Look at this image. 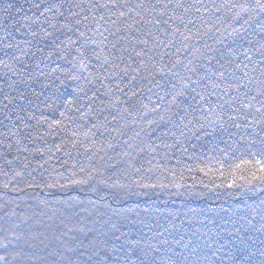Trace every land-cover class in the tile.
I'll list each match as a JSON object with an SVG mask.
<instances>
[{
	"label": "snow or ice",
	"instance_id": "1",
	"mask_svg": "<svg viewBox=\"0 0 264 264\" xmlns=\"http://www.w3.org/2000/svg\"><path fill=\"white\" fill-rule=\"evenodd\" d=\"M31 9H35L39 15L25 16L24 22L21 23L14 21L13 12L19 13L23 11L22 8L16 7L11 0H4L3 5H0V17L3 18V24L0 26V31L3 32V38H0V53H2L0 69H3L0 74V107L4 111L5 119L10 120L11 113L18 107L21 112L26 111L20 107L19 102L27 101L30 104L31 101L23 87L34 82L38 77H45L51 83L61 81L63 84L71 81L75 85L72 92L68 93L71 98L65 100V111L60 113V119L49 120L43 115L35 118L32 113H28L29 119H36V124L30 126L24 122L22 116H16V120L23 124L24 129H33L24 137L33 143L43 140L46 135L63 131L66 121L73 123L76 119L69 115L72 112L80 113L81 120L95 115L96 122L83 134L85 138L95 134L92 129L108 130L109 124L120 121L124 123H120L118 128L114 127L111 131L123 136L129 117L132 118V123H136L137 115L143 117L148 112H157L160 108L159 104L150 108L144 103L138 97V92H142L143 89L134 86V82L138 83L141 69H146L149 61H152V69L160 73L165 71L167 66L163 65L162 61L164 56L170 53H158L157 49L161 47L170 49L179 40L185 51L191 48L190 54L194 59L202 58L210 63L216 58L215 53H219L221 57L226 54L234 55L235 49L230 47L229 41L234 44L237 39L243 38L242 33H247L251 29L252 34L259 36L260 39L255 41L247 39L246 42L250 47L243 52L247 63L236 64L235 69L229 74L233 82L226 83L225 86L218 82L226 81L225 71H219L212 76L208 73L203 76L197 75L198 69L192 59L183 65L187 75L180 76L179 72L173 71L180 64L177 59L167 71L173 77H179L180 86L172 84L171 89L166 91L164 96H157V100L164 101L165 96L170 95L171 100L168 101V107L165 109L170 114L169 119L179 117L180 123L174 126L182 129L181 136L185 135L184 130L192 132L195 136L197 132L205 129L215 131L217 125L224 126L223 115L218 111L223 109L224 105H210L207 109H203V106L200 109L192 108L193 112L201 111L202 115L199 118L188 119L190 113L184 110V115H180V110L191 93H195L191 96L192 100H196L199 96L200 101H204L205 92L208 96H215L218 89L225 95L230 91L239 93L241 89H246L245 95L254 92L250 100L256 101L259 97L260 107H255L251 102L242 106L245 109H254L260 114V118L254 117L244 126L251 127L255 135L260 137L261 146L256 151H249L250 158L236 165V171L242 170L244 175L234 178L226 187L234 190L228 193L229 196H234L237 192L241 195L248 192L264 193V136H260V133L264 132V0H245L244 3L233 0H222L221 3H216V0H209L208 3L205 0H136L135 3L132 0H31L29 10ZM10 20L14 22L10 24ZM197 20L200 26H196ZM234 21H242V23L236 27ZM190 25L192 27H189ZM18 32L28 38L17 40L14 33ZM205 38L213 40V44H208ZM193 40H205L204 50L202 51L199 46H192L189 42ZM138 45L142 46L139 51L136 50ZM215 45L220 47L217 48ZM33 48L35 51H32ZM176 51H181V48H177ZM132 53L135 57L147 59H140L133 67ZM150 53L159 55L160 60L156 61L154 55ZM250 53H255L259 59H254ZM38 54L43 58L37 59L35 68L29 70V66L23 62V57L31 59ZM53 55L64 64L52 61ZM45 61L54 63L55 67H49L46 72L41 67ZM157 63H161L159 68ZM218 63L223 69L225 63L220 61ZM226 63L231 65L233 61L229 59ZM237 70L241 75H236ZM194 75H197L196 79H193ZM61 77L64 79L61 80ZM125 78L127 83L124 82ZM140 78L146 79V77ZM201 81H207L202 85L204 91L197 92V86H201ZM113 82H115L114 86ZM153 82L149 81V83ZM253 85L255 87H252ZM49 86V84L43 85V87ZM154 86L161 87L158 81H155ZM148 91L151 92L152 89L149 88ZM117 93H120L124 99L116 95ZM102 97L107 98V102ZM174 108L176 111L173 110ZM107 109H115L116 114L111 115V121L107 115H104ZM243 118L247 119V117ZM159 119L164 121L165 115L161 114ZM236 119V116H228L230 121ZM155 123L156 120L147 121L149 125ZM40 125H47V129L41 131ZM13 128L15 130L10 129L4 135L16 136L22 131L15 124ZM257 128L259 131H256ZM141 132H135L134 136L139 137ZM204 134L209 133L205 131ZM71 136L73 139L70 142L73 148L83 145L77 131H73ZM131 139L132 137H129V140ZM17 143L19 144V140ZM125 143L129 148L133 147L128 140ZM176 143L180 144L181 141L177 139ZM252 144H255V140ZM83 146L88 150V145ZM93 146H95L94 142ZM107 146L115 147L111 142ZM8 147L11 148L12 145L9 144ZM61 147L57 144L55 150L60 151ZM17 150L27 151V148ZM96 150L101 151L100 148ZM144 150V147L137 146V152ZM47 151L52 152V147H48ZM44 152V149L36 148V154L43 156ZM7 163L11 164L12 161L9 160ZM40 167L43 168V164ZM128 167L137 173L140 172L134 163L129 162ZM79 172L83 173L81 178L70 179L68 184L58 185V182L43 186L29 184L28 187L42 190L57 186L75 187L83 191L84 186H88V190L95 192L97 189L91 182L102 175L100 171L97 169L94 175L81 167ZM21 175L22 172L16 173V176ZM110 179V177L101 178L98 183L120 190L131 187L119 182L110 184L108 182ZM238 180L243 183H239ZM133 183L136 187L143 188L165 187L163 184L144 183L143 177ZM174 186L181 187L179 184ZM3 187L7 189L8 184ZM12 190L16 191V189ZM116 203L119 204L120 200L117 199ZM0 211L3 212V217H8V220L17 216L15 211H7L6 204L0 205ZM188 211L193 215L203 214L202 210L200 214H197L195 209ZM220 211L226 216L231 213L228 220L231 224L230 229L221 226L216 231L209 229L202 232L201 228H207L209 223L216 226V219L207 222L196 220L195 223L200 226L192 230L190 235L177 236L173 233L180 231L174 222L180 216L179 211L161 213L159 209L147 206L142 209L130 208L121 211L112 208L109 204L100 206L99 202L93 200H89L88 205L84 206L83 201L76 196L69 197L63 202L58 200L56 205L51 207L47 203H42L30 215L18 218V222L9 224L8 220L0 217L3 221L0 223V264H224L225 255L228 257V264H237L238 259L247 252V234L254 229L264 233V200L260 201L258 208L245 204L243 208H221ZM154 214L166 219L169 226L165 227L157 221L156 226L153 227L151 224H145L143 219H139L141 216ZM184 215L186 222L192 225L194 221L188 217V213ZM256 217H259V221ZM184 223L185 221H181V225ZM135 224L143 225L148 231L144 232L141 229L135 238L129 231H122L127 225ZM224 233L227 235V244L232 245L231 249H227L226 243L222 242ZM251 255L249 253V257ZM261 255H264V251Z\"/></svg>",
	"mask_w": 264,
	"mask_h": 264
},
{
	"label": "trees",
	"instance_id": "2",
	"mask_svg": "<svg viewBox=\"0 0 264 264\" xmlns=\"http://www.w3.org/2000/svg\"><path fill=\"white\" fill-rule=\"evenodd\" d=\"M12 3L18 8H22L23 11L17 13L13 12L14 21L24 22V17L38 16L39 13L35 9L30 8L31 0H11ZM133 3L136 0H132ZM206 3L209 0H205ZM222 0H216V3H221ZM233 2L244 3L245 0H233ZM4 0H0V5H3ZM228 14V13H225ZM217 15H220L217 13ZM230 15V14H229ZM207 16V14H205ZM42 19V18H41ZM214 19V18H213ZM10 20L9 23H13ZM91 23V22H89ZM236 27L240 26V22H233ZM3 24V18L0 17V26ZM196 26H200L199 20L196 21ZM189 27H192L191 25ZM195 31V28H193ZM17 40L27 39L26 35L21 33H14ZM71 35V34H69ZM242 37L237 39L233 44L229 41L230 47L235 49L234 55H225L221 57L219 53H215V59H212L209 63L204 59H194L191 55V48L185 51L179 40H177L174 47L170 49L159 48L156 52H167L170 55L164 56L162 64L167 66L163 73L151 68L152 61L148 62L146 69H141L140 77H146L142 79L138 77V83L134 82L135 87L142 88V92H138V97L148 104L149 107L159 104L160 108L157 112H148L147 115L141 117L136 116V123H132V118L127 120V127L124 129L125 134L118 136L111 131L112 128H118L120 123L124 121L112 122L108 125V130L105 129H92L94 135H89L85 138L84 133L88 132L91 125L96 122L95 115L81 120L79 118L80 113L72 112L69 115L76 117L73 123L65 122L66 127L63 131H57L51 135H46L43 140H37L34 143L29 139H25L30 131L33 129H24L23 124L16 120V116L20 115L24 118V122L30 126L36 124V119H29L28 113H32L35 118H39L42 115L47 116L49 120L60 119V113L65 111V100L70 99L68 93H71L74 84L71 81L61 83V81H55L51 83L50 80L45 77H38L34 82L23 87L26 96L31 101L29 104L27 101L19 102L20 107L26 111L21 112L19 107L16 111L11 113V119H5L4 111L0 107V205H7V211H15L16 217H12L8 220V217H3V212L0 211V217L4 220H8L9 224L12 222H18V218L23 215H30L37 210V207L42 203H47L49 207L55 206L59 200L61 202L66 201L69 197L76 196L83 201L84 206L88 205L89 200L99 202L100 206L109 204L114 209H120L126 211L127 209H142L144 207H151L153 209H159L161 213H167L168 211H179L180 216L174 222L177 228L180 229L179 233L174 232V235L187 234L190 235L191 231L200 225L195 223L196 220L205 221L216 219V226L207 224V228H201V231H207L211 229L216 231L218 227L224 229H230L231 224L228 223L229 215H225L220 210L221 208H243L245 204L252 207H259L261 200H264V193L256 192L255 194L248 192L241 195L237 192L234 196H229L228 193L234 191L226 187L234 178H238L244 175L243 171H236V165L240 164L242 160L250 158L248 156L249 151H256L261 146L260 137L255 135V132L251 127H245L248 120L254 117L259 119L260 114L256 113L254 109H245L242 104L249 102L253 103L255 107H260L257 97L256 101H251L250 98L254 95V92L245 95L246 89H241L239 93L230 91L225 95L221 90H217L215 96H208L205 92V100L200 101L199 96L196 100H192L191 96L195 93H191L184 101V105L180 110V115H184V110H187L190 115L188 119L193 117L199 118L202 115L201 111L193 112L192 108L207 109L210 105L215 106L217 104H223V109H218L223 115L225 121L224 126L217 125L216 130L205 129L197 132L196 135H192V132L184 130L185 135L181 136V128H177L174 125L180 123L179 117H172L169 119L165 109L168 107V101L171 100V96H165L164 101L157 100V96H164L165 92L171 89L172 84L180 86L179 77H173L167 68H170L172 63L177 59L180 64L177 65L174 72H179L180 76H186L187 74L183 70V65L187 64L189 59L193 60V63L198 69L197 75L203 76L205 73L212 76L219 71L226 72V81H218L222 86L226 83L233 82V78L229 75L234 69L236 64H244L247 61L244 59L243 52L250 47L246 42L247 39L253 41L260 39L259 36L253 35L251 29L247 33H242ZM0 38H3V32L0 31ZM63 38V37H62ZM75 38V37H73ZM164 39L163 36H161ZM111 39V37L109 38ZM208 44H213V40L205 38ZM205 40L190 41L192 46H199L203 51V44ZM142 46H137L136 50L139 51ZM219 48V45H215ZM181 48V51L177 52L176 49ZM35 51V48L32 49ZM47 52V49L45 50ZM75 54V53H73ZM254 56V59H259V56L255 53H250ZM127 55V54H126ZM133 57V67L136 63H139L140 59H147L135 57V54H131ZM154 55L155 60L159 61V55ZM2 58V53H0ZM43 56L38 54L35 58L23 57V62L29 66V70L35 68V61L42 59ZM232 60L231 65L227 64V60ZM52 61L56 63L64 64L63 61L57 59L55 55L52 56ZM221 63H225L224 68L220 67ZM47 65L48 67H45ZM67 67V65H64ZM123 66V65H122ZM161 66V63H157V68ZM20 67V65H17ZM47 72L49 67H55L54 63L45 61L41 65ZM3 69H0L2 74ZM151 73V74H150ZM197 75L193 76V79L197 78ZM236 75H241L240 71H236ZM27 76L25 75V79ZM213 78H215L213 76ZM64 78L61 77V80ZM149 81H154L149 83ZM155 81H158L161 87L154 86ZM127 83V78H125ZM207 81H201V86H197V92H202L204 89L202 85ZM44 84H49V87H43ZM115 82H113L114 86ZM252 87H255L254 85ZM152 91L149 92L148 89ZM127 90V89H126ZM15 95V93H13ZM120 95L121 99L124 97ZM151 97V100H149ZM107 102V98H103ZM191 106V107H189ZM176 111V109H173ZM143 111V110H141ZM111 113V114H109ZM115 109H107L104 115L108 116L111 121V115H115ZM165 115V120L161 121L159 116ZM236 116L235 121L228 120V116ZM243 117H247L244 119ZM101 119L103 117H100ZM148 120H156L155 124H147ZM186 122V121H185ZM195 123V120H194ZM16 125L22 131L18 132L16 136H5L4 133L10 129L15 130L13 125ZM236 124H240V127H236ZM7 126V127H5ZM141 128L143 131L141 132ZM41 131L47 129V125H40ZM194 130V129H193ZM77 131L79 133V139L83 141V145H88V150L83 145H77L73 148L71 140L73 137L71 133ZM208 132L209 134H204ZM259 131V128L256 129ZM135 132H141L139 137H135ZM260 136H264V132L260 133ZM129 137H132L129 140ZM179 139L180 144L176 141ZM19 140V144L17 141ZM133 145L129 148L125 141ZM255 140V144L252 141ZM93 142L95 146H93ZM111 142L115 145L114 148H108V143ZM12 147L9 148L8 145ZM61 145V150L56 151L55 145ZM165 145H174L173 147H166ZM137 146L144 147L143 152H137ZM27 148V151H18L17 149ZM44 149V155L40 156L36 154V148ZM52 147V152H48L47 148ZM100 148L101 151L96 149ZM152 149H155L153 151ZM91 157V159H89ZM11 160L9 164L7 161ZM149 161L151 163H149ZM129 162L134 163L136 168L140 169V172H136L134 169L128 167ZM43 164V168L40 165ZM27 165V167H25ZM75 165V167H73ZM83 167L86 171H91L94 175L98 169L101 176H97L95 181L91 184L96 187V191L88 190V186H84L82 191L80 188L66 187L60 188H29V184H68L70 179H79L83 173L79 172V169ZM151 169V171H148ZM17 172H22L23 175L16 176ZM75 173V176H73ZM108 182L126 183L131 187L128 189H112L103 184L98 183L99 179H108ZM143 177L144 183H154L157 185H165V187L156 188H143L136 187L133 181L140 180ZM243 183V181H239ZM8 184V188L5 189L3 185ZM179 184L181 187L177 188L174 185ZM223 185V186H221ZM207 186V187H206ZM219 186V187H218ZM12 189H16L13 191ZM23 189V191H19ZM119 199L120 203L117 204L116 200ZM62 206V204L60 205ZM189 209H195L197 214L189 212ZM184 213H188L194 223L189 225L186 222ZM219 213V216H217ZM222 217V218H221ZM134 218V217H132ZM235 219V217H232ZM139 219H143L145 224H151L156 226L157 221L168 227V221L162 216H141ZM259 221V217H256ZM181 221H185L181 225ZM3 221L0 220V223ZM23 227V226H22ZM257 228L259 224L257 223ZM143 230L147 232L148 229L140 224L127 225L126 228H122V231L127 230L130 235L135 238L138 231ZM222 242L226 243V248L231 249L232 245L227 244L226 233L222 234ZM246 240L248 241L246 247L247 252L244 253L238 259L237 264H264V255L261 252L264 251V233L256 231L255 229L250 231ZM203 243V241H201ZM244 247L243 245H239ZM14 247V246H13ZM224 251V250H222ZM249 253L252 255L249 257ZM224 264H228V257L225 255Z\"/></svg>",
	"mask_w": 264,
	"mask_h": 264
}]
</instances>
